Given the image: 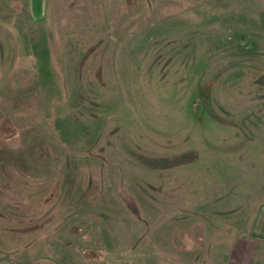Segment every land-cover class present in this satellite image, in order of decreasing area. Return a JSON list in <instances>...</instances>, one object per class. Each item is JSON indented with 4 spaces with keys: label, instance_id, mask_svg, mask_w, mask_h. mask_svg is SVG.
Instances as JSON below:
<instances>
[{
    "label": "rangeland",
    "instance_id": "obj_1",
    "mask_svg": "<svg viewBox=\"0 0 264 264\" xmlns=\"http://www.w3.org/2000/svg\"><path fill=\"white\" fill-rule=\"evenodd\" d=\"M263 16L0 0V264L221 262L212 241L264 202Z\"/></svg>",
    "mask_w": 264,
    "mask_h": 264
},
{
    "label": "crops",
    "instance_id": "obj_2",
    "mask_svg": "<svg viewBox=\"0 0 264 264\" xmlns=\"http://www.w3.org/2000/svg\"><path fill=\"white\" fill-rule=\"evenodd\" d=\"M253 45L255 66L258 72L264 73V34L257 35ZM258 201L253 199L247 208L234 213L235 239L222 235L223 239L212 241L217 248L225 250L221 262L216 264H264V202Z\"/></svg>",
    "mask_w": 264,
    "mask_h": 264
}]
</instances>
